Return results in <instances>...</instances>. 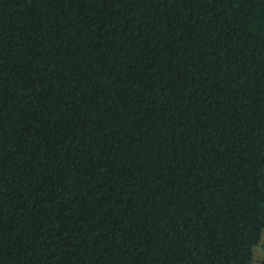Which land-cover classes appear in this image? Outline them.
<instances>
[{
  "label": "trees",
  "instance_id": "16d2710c",
  "mask_svg": "<svg viewBox=\"0 0 264 264\" xmlns=\"http://www.w3.org/2000/svg\"><path fill=\"white\" fill-rule=\"evenodd\" d=\"M261 242L264 0H0V264Z\"/></svg>",
  "mask_w": 264,
  "mask_h": 264
},
{
  "label": "rangeland",
  "instance_id": "374dc122",
  "mask_svg": "<svg viewBox=\"0 0 264 264\" xmlns=\"http://www.w3.org/2000/svg\"><path fill=\"white\" fill-rule=\"evenodd\" d=\"M264 260V243L261 242L255 248V257L253 264H261Z\"/></svg>",
  "mask_w": 264,
  "mask_h": 264
}]
</instances>
